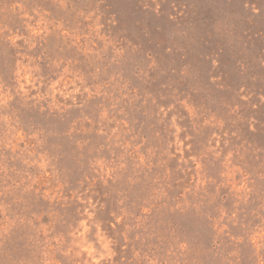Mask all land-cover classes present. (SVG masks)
<instances>
[{"label": "rangeland", "instance_id": "1", "mask_svg": "<svg viewBox=\"0 0 264 264\" xmlns=\"http://www.w3.org/2000/svg\"><path fill=\"white\" fill-rule=\"evenodd\" d=\"M0 264H264V0H0Z\"/></svg>", "mask_w": 264, "mask_h": 264}]
</instances>
